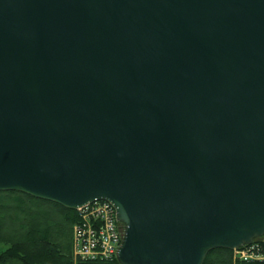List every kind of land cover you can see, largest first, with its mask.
<instances>
[{"label":"water","instance_id":"obj_1","mask_svg":"<svg viewBox=\"0 0 264 264\" xmlns=\"http://www.w3.org/2000/svg\"><path fill=\"white\" fill-rule=\"evenodd\" d=\"M0 190L111 201L121 264L264 235V0H0Z\"/></svg>","mask_w":264,"mask_h":264},{"label":"trees","instance_id":"obj_2","mask_svg":"<svg viewBox=\"0 0 264 264\" xmlns=\"http://www.w3.org/2000/svg\"><path fill=\"white\" fill-rule=\"evenodd\" d=\"M76 209L18 190H0V261L22 264H74L70 260ZM9 244L6 250L1 244ZM79 264H121L81 261ZM203 264H264V261L234 260L233 250H210Z\"/></svg>","mask_w":264,"mask_h":264},{"label":"built area","instance_id":"obj_3","mask_svg":"<svg viewBox=\"0 0 264 264\" xmlns=\"http://www.w3.org/2000/svg\"><path fill=\"white\" fill-rule=\"evenodd\" d=\"M76 211L72 237L75 258L79 261L115 259L124 235V225L117 217L115 205L100 199ZM232 250L235 261H264V235Z\"/></svg>","mask_w":264,"mask_h":264},{"label":"rangeland","instance_id":"obj_4","mask_svg":"<svg viewBox=\"0 0 264 264\" xmlns=\"http://www.w3.org/2000/svg\"><path fill=\"white\" fill-rule=\"evenodd\" d=\"M72 237H73V235H72ZM8 246H9V244H1V248L3 249V250H6L7 248H8ZM69 255H70V260L72 259V261H73V263L74 264H79L81 261H79V260H77L76 258H75V256H74V253H73V241H72V247L70 248V253H69ZM0 264H22V262H20V261H18V260H12V261H10V262H6V263H3V262H1L0 261Z\"/></svg>","mask_w":264,"mask_h":264}]
</instances>
